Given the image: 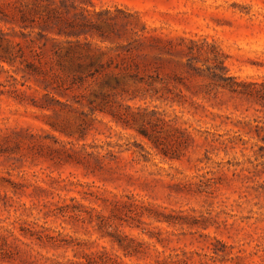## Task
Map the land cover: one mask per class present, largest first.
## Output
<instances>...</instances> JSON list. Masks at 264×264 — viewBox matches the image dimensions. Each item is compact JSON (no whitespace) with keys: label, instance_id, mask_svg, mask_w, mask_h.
<instances>
[{"label":"rangeland","instance_id":"obj_1","mask_svg":"<svg viewBox=\"0 0 264 264\" xmlns=\"http://www.w3.org/2000/svg\"><path fill=\"white\" fill-rule=\"evenodd\" d=\"M12 1L0 264H264V0Z\"/></svg>","mask_w":264,"mask_h":264},{"label":"trees","instance_id":"obj_2","mask_svg":"<svg viewBox=\"0 0 264 264\" xmlns=\"http://www.w3.org/2000/svg\"><path fill=\"white\" fill-rule=\"evenodd\" d=\"M17 1L20 2L21 0H16V2ZM52 1H54V0H34L35 4L37 2H42V3H48L49 6H50V3ZM16 2L12 1V2H8L6 4V6L8 8H12L15 11V13H16V8H15ZM62 5H64V7H68L66 5V1L65 0L62 1ZM72 5L74 7L75 2L72 3ZM17 12H19L21 14V16L16 18L15 20H13L12 16H10V14L8 12H6L5 9H3V7H1V4H0V46L1 47H3L4 44L11 45V46H15V45L20 46V44H16V42L11 40V38L9 37L10 34L5 32V30L3 29V26H2V24L9 25V24H12V23L25 24L27 21H29L28 18H27L26 13L24 11L17 10ZM47 15L49 17V20H51V22H53V23H55L57 25V27H58L57 34L59 36H62V35L66 36V37H70V36L79 37L80 36V34H78L76 32V28L73 25V23L72 22H68L65 19V16H64L63 13H60L57 10H55V11L54 10H50ZM13 16H14V13H13ZM44 19H45V17H44ZM66 24L68 25L67 27L64 26ZM29 27H31L33 29V26H27V25H25L23 28L27 29ZM69 27L71 28V30H69ZM13 31H14V29H13ZM43 36L46 37L47 39H49V37H47L46 35H43ZM14 57H15V55H11L10 60H13ZM0 59L4 60L5 58L1 57ZM216 68H217V66H216ZM213 77L218 79L219 82H221L219 84L220 88L225 89V90H229L230 92H232L234 94L257 96V97L258 96L260 97L262 95L258 91H250V90L246 89L248 86H251V85H246L244 83H241L239 85H231L228 82L229 81L228 78H224L222 76H219L216 72L213 73ZM253 86L255 87V85H253ZM259 137L261 138V141L264 142V137H261V136H259Z\"/></svg>","mask_w":264,"mask_h":264}]
</instances>
